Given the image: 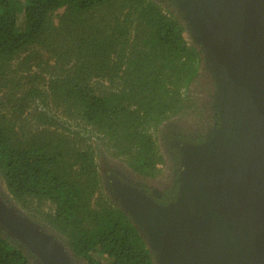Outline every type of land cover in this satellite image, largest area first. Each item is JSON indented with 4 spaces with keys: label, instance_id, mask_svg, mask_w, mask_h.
I'll list each match as a JSON object with an SVG mask.
<instances>
[{
    "label": "trees",
    "instance_id": "16d2710c",
    "mask_svg": "<svg viewBox=\"0 0 264 264\" xmlns=\"http://www.w3.org/2000/svg\"><path fill=\"white\" fill-rule=\"evenodd\" d=\"M175 6L0 0V180L74 264H158L128 211L97 196L105 152L124 156L138 180L167 181L161 197L172 170L158 147L159 127L205 133L219 125L206 53ZM7 218L34 243L32 231ZM3 228L0 264H44Z\"/></svg>",
    "mask_w": 264,
    "mask_h": 264
},
{
    "label": "water",
    "instance_id": "95a60500",
    "mask_svg": "<svg viewBox=\"0 0 264 264\" xmlns=\"http://www.w3.org/2000/svg\"><path fill=\"white\" fill-rule=\"evenodd\" d=\"M184 1L178 11L187 35L202 44L206 64L214 57L223 69L228 118L215 139L195 149L187 196L177 209L139 205L151 237L136 222L158 264H264V0ZM191 18L200 37L190 31ZM7 217L32 231L34 243L10 229ZM0 222L44 264H74L52 239L1 202Z\"/></svg>",
    "mask_w": 264,
    "mask_h": 264
},
{
    "label": "rangeland",
    "instance_id": "374dc122",
    "mask_svg": "<svg viewBox=\"0 0 264 264\" xmlns=\"http://www.w3.org/2000/svg\"><path fill=\"white\" fill-rule=\"evenodd\" d=\"M175 3V7L178 9L179 4L184 0H168ZM23 19L22 14L20 15L19 22L21 23ZM190 31L192 34H196L198 37L201 36L200 29L197 27V24L193 18L189 20ZM199 29V31H198ZM203 37V36H202ZM49 56V55H48ZM44 58H48L47 55H44ZM43 59V57H42ZM216 61V59L213 57ZM213 61V60H212ZM209 61L207 68L210 70L212 77L214 79V91L209 93L210 97H213L215 102V107L217 114L219 115V125L211 130L207 135H200L199 138H196L192 135H184L183 133L179 134L178 128L170 129L173 125L165 124L159 127V131L156 132L157 143L160 149L161 154L164 155L165 164L169 167L170 170L174 172V187L171 191L172 195H169L167 200L159 201L155 198L154 194L150 193V186H147L137 180H133L134 176L131 172V166L126 163L124 156H114L109 152H105L102 157H100V163L103 167V172L101 176V186L97 196L99 198L105 199L107 202L113 204H120L122 207L128 211V213L136 221H139L144 228V231L147 235L150 236L147 226L141 217H139V207L135 208L134 205L128 202L127 197L124 193H130L142 199L141 205H147L154 209H157L161 212H172L177 208V203H182L187 196V190L184 188L187 182V174L190 168V162L195 155V149L199 148L198 146H204L208 144L209 141L216 138L217 131H223L222 127L225 126V121L228 118V106L226 107V90L224 89V82L222 81L223 69L215 61ZM177 130V131H172ZM172 131V132H170ZM203 138V139H202ZM197 139V140H196ZM166 152L168 154H166ZM168 155L170 158H168ZM172 159V162H171ZM165 166V167H166ZM133 177V178H132ZM5 185L0 180V202L5 208L11 209L15 214L20 216L24 221L28 222L32 228L37 229L45 237L52 239L55 244L59 245L66 256L70 259L68 251L64 248L63 243L53 237L51 234L46 232L44 228L35 222V220L28 214L25 213V210L21 208L6 192ZM176 205V206H175ZM174 206V207H171ZM170 207V208H169ZM44 208L49 210V202H44ZM176 208V209H175ZM4 224L0 222V230L4 231ZM9 233V231H7ZM10 234V233H9ZM13 235V234H11ZM15 236V235H14ZM44 262V261H43Z\"/></svg>",
    "mask_w": 264,
    "mask_h": 264
},
{
    "label": "flooded vegetation",
    "instance_id": "af4514ba",
    "mask_svg": "<svg viewBox=\"0 0 264 264\" xmlns=\"http://www.w3.org/2000/svg\"><path fill=\"white\" fill-rule=\"evenodd\" d=\"M214 91V89L213 90H208L207 91V94H209V93H211V92H213ZM211 99H212V101H213V104H215V102H214V99H213V97H211ZM214 109H215V112H216V115H217V111H216V107H215V105H214ZM215 127H217V126H213V128L211 129V130H213ZM174 128H176V126H172L170 129H174ZM179 129V131H178V133L180 134H182L183 133V128H178ZM211 130L210 131H206L205 133H194V132H192V130H190V132H184L183 134L184 135H192V136H195L196 138H199L198 136H200V135H207L208 133H210L211 132ZM172 131H177V130H172ZM172 131H170V132H172ZM203 139V138H202ZM197 140V139H196ZM166 154H168L167 152H166ZM168 158H170V156L168 155ZM171 162H172V159H171ZM133 176H134V174H133ZM133 178V177H132ZM133 180H137L138 182H141V183H143V184H145V185H147V186H150L151 188L150 189H152V190H150V193L151 194H154L155 195V198L157 199V200H159V201H163V200H167V198L169 197V195H172L171 193V191H173V187H174V172L172 171V178H171V186H170V189H169V191H167V192H164L163 193V195L161 196V197H158V193H160V191H163L164 189H161V187L162 186H164V185H167V181H164V179H163V181L162 182H160V184H158V183H155V182H148V181H144V180H138V179H136V177H134L133 178ZM170 181V180H169ZM129 193V192H128ZM125 194V196L127 197V193H124Z\"/></svg>",
    "mask_w": 264,
    "mask_h": 264
}]
</instances>
